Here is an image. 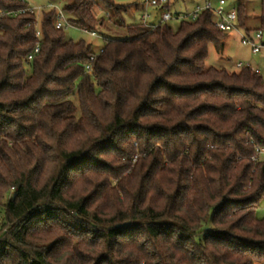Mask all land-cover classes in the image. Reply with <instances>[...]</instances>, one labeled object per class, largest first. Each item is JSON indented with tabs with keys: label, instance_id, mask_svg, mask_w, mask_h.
Instances as JSON below:
<instances>
[{
	"label": "trees",
	"instance_id": "16d2710c",
	"mask_svg": "<svg viewBox=\"0 0 264 264\" xmlns=\"http://www.w3.org/2000/svg\"><path fill=\"white\" fill-rule=\"evenodd\" d=\"M28 6L0 0V264H264V75L207 66L212 13L151 29L67 0L75 27H125L95 52L55 7L40 36L6 14Z\"/></svg>",
	"mask_w": 264,
	"mask_h": 264
},
{
	"label": "rangeland",
	"instance_id": "374dc122",
	"mask_svg": "<svg viewBox=\"0 0 264 264\" xmlns=\"http://www.w3.org/2000/svg\"><path fill=\"white\" fill-rule=\"evenodd\" d=\"M31 7L36 8V13L38 15L39 21L42 20V11L49 10L51 5L57 6L61 8L67 0H27ZM228 3H232L237 5L239 2L244 1L247 7V13L250 16V22L247 23L250 27H256L258 24L257 17L261 14V0H227ZM119 3L130 4V11H133L134 7L139 0H117ZM170 8L169 11L173 14H180L185 17H189V14L194 10L195 3L192 0H170ZM138 15H136L137 18ZM133 14L125 15V22L127 24H133L137 22V19ZM180 19L174 18L170 20L169 23L173 27V29H177L179 25ZM91 31L85 32L82 28L79 27H70L66 30L67 38H72L75 41H79L81 39L85 40L87 43L91 44L93 51L98 52L101 47H103L105 41L107 39L113 38H123L127 36V31L124 26H122L115 19L106 18L105 23L102 27L97 29V36H92L90 34ZM245 49L242 47L240 42V37L238 34L231 32L228 35V39L226 40L225 50L222 52L225 55L226 59H220L219 50L213 45L209 48V55L206 60L207 66H214L216 68H227L230 70H236L232 65L231 60H236L241 58V53ZM229 58V59H228ZM258 60H261V64L264 68V58L258 57ZM264 159V155L262 156ZM258 216H264V200L260 204L258 208Z\"/></svg>",
	"mask_w": 264,
	"mask_h": 264
},
{
	"label": "built area",
	"instance_id": "2783aa9c",
	"mask_svg": "<svg viewBox=\"0 0 264 264\" xmlns=\"http://www.w3.org/2000/svg\"><path fill=\"white\" fill-rule=\"evenodd\" d=\"M144 5V10L141 13V23L145 27L151 29L156 28L159 24L163 22H168L174 18L190 19L195 20L202 11L209 10L213 15V22L217 29L224 33H230L232 31H237L240 34V42L242 45L247 46L251 49L254 54L264 55V29H256L253 31L241 30L238 26V10L237 5L228 3L227 0H193L195 3L194 10L189 14V17L182 16L180 14L173 15L169 10H163L162 7L168 3V0H139ZM55 7L57 9L55 17V27L57 29L67 30L74 25L68 19V15L63 11L62 8L51 5V8ZM151 9H162L159 20H154L150 13ZM36 8L28 6L25 9H19L16 11L7 12L6 14L17 15L19 13L30 12L36 15V19L33 24L36 27V36H40V22L38 15L36 13ZM1 15V13H0ZM83 31L89 32L87 29L82 28ZM92 36H97L96 31H91ZM102 47L98 52H102ZM39 52V45H36L34 51L28 55V60L33 58V54ZM94 59V55L91 56V60ZM238 69L249 68L254 73H260L258 68H255L249 62H238L236 64ZM88 72H92V65L88 64L86 66ZM257 153L253 156V160L258 159L259 156L264 155V148L256 146Z\"/></svg>",
	"mask_w": 264,
	"mask_h": 264
},
{
	"label": "crops",
	"instance_id": "0c3cea01",
	"mask_svg": "<svg viewBox=\"0 0 264 264\" xmlns=\"http://www.w3.org/2000/svg\"><path fill=\"white\" fill-rule=\"evenodd\" d=\"M193 1V0H192ZM245 6H246V3H245ZM141 6H137V7H134L133 11H130L131 14H133V16H135L136 18V15L137 16V22L140 20L141 18ZM151 15H152V18L154 20H159L160 19V15H161V9H151L150 11ZM257 17V22L258 24L256 25V27H250L247 25L248 22H250V16L249 14L247 13V7H246V17H245V27L243 28H240L241 30H246V31H253V30H256V29H259L260 28V25H261V21H260V15L259 16H256ZM236 34L239 35L240 37V34L237 32V31H232ZM231 33V32H230ZM230 33H227L226 37L224 38L223 40V44H222V48L221 50L219 51V53H221L219 56H220V59H226L225 58V55L224 53H222L224 50H225V47H226V40L228 39V35H230ZM242 45V44H241ZM242 47L245 49L244 51H242L241 53V58L239 59H236V60H231V63L232 65L235 67V69L237 70V66L236 64L238 62H249L251 63V65L255 68H258L260 70V73L264 75V68L262 66V64L260 63L261 60H258V57L261 58L263 57L264 58V55H257V54H254L251 49L247 46H244L242 45ZM222 51V52H221ZM229 59V58H228Z\"/></svg>",
	"mask_w": 264,
	"mask_h": 264
}]
</instances>
